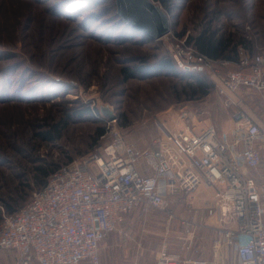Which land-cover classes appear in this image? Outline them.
Returning <instances> with one entry per match:
<instances>
[{
  "label": "rangeland",
  "instance_id": "obj_1",
  "mask_svg": "<svg viewBox=\"0 0 264 264\" xmlns=\"http://www.w3.org/2000/svg\"><path fill=\"white\" fill-rule=\"evenodd\" d=\"M167 2V11L162 8L171 34L151 40L121 18L116 0H0V207L30 200L37 190L33 168L41 158L63 166L95 154L104 143L99 130L113 124L109 113L126 140L141 149L153 146L165 127L200 131L215 125L230 134L244 117L260 121L259 94L229 105V94H220L205 72L195 75L213 89L207 96L191 95L185 89L191 74L156 66L169 59L178 43L174 37L205 28L235 40L245 37L251 51H264V0ZM46 132L55 138L37 135ZM262 154V165L250 172L256 178H264V149ZM200 190L199 199L205 193ZM184 197L172 199L165 210L131 213L121 228L130 235L116 231L102 243V264L146 258L127 242L141 233L140 225L158 233L160 245L171 251L209 259L205 252L218 236L217 225L195 217L196 211L206 215L204 204ZM11 253L10 264H17Z\"/></svg>",
  "mask_w": 264,
  "mask_h": 264
},
{
  "label": "built area",
  "instance_id": "obj_2",
  "mask_svg": "<svg viewBox=\"0 0 264 264\" xmlns=\"http://www.w3.org/2000/svg\"><path fill=\"white\" fill-rule=\"evenodd\" d=\"M175 39L171 57L184 69L209 72L220 94H264V51L252 55L240 47L236 60H215L187 37ZM111 123L95 154L61 166L19 211L4 214L0 253L15 251L17 264H102V243L116 231L128 235L121 229L128 215L165 210L172 199L205 187L213 191L207 216L217 224L215 252L234 247L239 264H264V178L250 174L262 165L264 117L260 124L244 117L230 134L215 125L200 131L165 127L145 149L129 143L116 120ZM156 264L216 262L163 247Z\"/></svg>",
  "mask_w": 264,
  "mask_h": 264
},
{
  "label": "trees",
  "instance_id": "obj_3",
  "mask_svg": "<svg viewBox=\"0 0 264 264\" xmlns=\"http://www.w3.org/2000/svg\"><path fill=\"white\" fill-rule=\"evenodd\" d=\"M157 1H159L162 7L165 8V10L167 11V8H169L170 6L167 0H157ZM177 37L184 38L185 34L181 33L180 36L178 35ZM234 37L235 36L233 35L219 36L215 30H212L210 28H205L195 35H189L187 41L189 44H192L198 51H200L203 54H206L212 59L215 60L225 59V60L233 61L237 59L240 47H246L248 50H250L249 49L250 43L245 37H241L238 40H235ZM251 54L254 55L253 53ZM156 67L159 70L167 71L168 73H172V74L174 73L179 74L180 72L191 74L189 77L192 78V81H190V83H188L187 85V88H185L191 91V95L200 94L202 96H207L213 89V85L207 83L206 80H204L203 78H198L196 77L197 75H195L197 73L204 74L205 72L203 71L194 72L190 70H185L184 68L179 66L177 61L173 59L171 55H169V59L161 60ZM140 69H142V67L138 68V70ZM124 71H126L125 73L129 75L131 74L130 72H127L128 70H124ZM105 132H106L105 128L100 129L97 134L98 138L104 135ZM50 133L51 132H46L37 135L43 140L52 141L55 137L54 135L51 136ZM61 166L58 164L55 165L54 163L49 162L44 158H41L39 164H37L33 168L34 176L32 183H34L35 188L37 189L36 191L44 188L51 174H53ZM17 200L20 202H24L26 201V198L25 197L19 199L17 198ZM24 205L18 207L16 203L10 204V202L8 201L5 202L2 205V207H0V223L2 222L4 214L16 213Z\"/></svg>",
  "mask_w": 264,
  "mask_h": 264
},
{
  "label": "crops",
  "instance_id": "obj_4",
  "mask_svg": "<svg viewBox=\"0 0 264 264\" xmlns=\"http://www.w3.org/2000/svg\"><path fill=\"white\" fill-rule=\"evenodd\" d=\"M248 51L250 53L254 52L253 53L254 55L258 53V52H255L254 50L253 51L248 50ZM255 93L259 94L263 98V106H264V94H261V93H258V92L252 91V90L243 89V90L239 91L238 93H233V94L229 93L228 97L233 102V104H244V103L246 104L249 101V99L251 98V96ZM260 111H261V113H263L262 114L263 116H261L260 121L257 122L259 124L261 123V120L264 117V108H262ZM248 116H250V115L248 114ZM202 189L203 190H200L199 193L202 194V192H205L206 194L204 193L203 196L201 197V199L198 198V195H197L198 192L195 194H192L193 198H192V196H190L189 198H187V196H185V197L183 196V197L186 200L187 199L188 200L192 199V200H196V201L198 200L199 204H200V202H202V204H204V208H202V209L206 211V215L204 216L203 213H201L200 211H196L195 217L201 216V219L205 220L206 224L208 226H209L208 221L209 222L212 221L213 224L212 225L210 224V226L213 227V225H215V223H216L215 219L213 217L207 216L208 208L212 205V201H213V191L210 189H207L205 187H202ZM207 203H210V205L209 206L205 205ZM141 210H143V209H141ZM143 211H145V210H143ZM129 216L130 215H128L126 217V220ZM183 225H187V224H183ZM216 225H215V227H216ZM138 232H141V233L140 234H138V233L133 234L132 233L134 236H132V238L130 237V239H133V240L127 241L128 243H130L128 246H130L129 249L134 250L133 251L134 253H136L138 251L137 248L140 247V249L142 250L141 251L142 256L146 255V258H132L133 261L131 264H156L158 254L163 247H166L168 249V251L171 253H179V252H174V251L169 250V248H168V246H166V244L161 246L160 245V236L158 233L154 232L153 230L149 231L143 225L142 226L140 225ZM127 233H128V235H130L131 232H127ZM215 239L213 240V242L209 246L208 250L205 252V256L209 259L193 258V257L186 256L183 254H182V256L186 257V259H192V260L215 261L216 264H239L237 254H236V250L234 249V247H230V248L225 247V248H222L218 253L215 252V250H214ZM11 252H12V250H6V251H3L2 253H0V264H10L11 261L9 260V256H11V254H12ZM14 255L16 256V252L14 253Z\"/></svg>",
  "mask_w": 264,
  "mask_h": 264
},
{
  "label": "water",
  "instance_id": "obj_5",
  "mask_svg": "<svg viewBox=\"0 0 264 264\" xmlns=\"http://www.w3.org/2000/svg\"><path fill=\"white\" fill-rule=\"evenodd\" d=\"M118 13L123 20L137 28L152 40H159L171 32V19L163 8L153 0H116ZM185 70L202 71L200 67ZM114 119L112 113L108 114Z\"/></svg>",
  "mask_w": 264,
  "mask_h": 264
},
{
  "label": "bare ground",
  "instance_id": "obj_6",
  "mask_svg": "<svg viewBox=\"0 0 264 264\" xmlns=\"http://www.w3.org/2000/svg\"><path fill=\"white\" fill-rule=\"evenodd\" d=\"M171 34V32L170 33H168L166 36H164L165 38L168 36V35H170Z\"/></svg>",
  "mask_w": 264,
  "mask_h": 264
}]
</instances>
